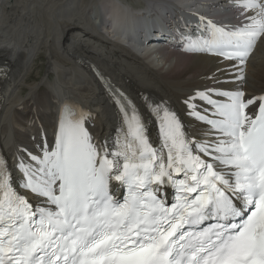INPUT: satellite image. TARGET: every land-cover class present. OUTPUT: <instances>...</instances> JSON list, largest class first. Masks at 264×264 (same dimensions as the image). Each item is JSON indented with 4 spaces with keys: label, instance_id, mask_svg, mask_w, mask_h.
Wrapping results in <instances>:
<instances>
[{
    "label": "snow or ice",
    "instance_id": "obj_1",
    "mask_svg": "<svg viewBox=\"0 0 264 264\" xmlns=\"http://www.w3.org/2000/svg\"><path fill=\"white\" fill-rule=\"evenodd\" d=\"M229 10L181 33L184 51L225 65L182 98L187 123L165 100L145 99V116L97 72L119 113L111 138L57 102L51 143L0 153V264H264V94L244 88L264 0Z\"/></svg>",
    "mask_w": 264,
    "mask_h": 264
},
{
    "label": "bare ground",
    "instance_id": "obj_2",
    "mask_svg": "<svg viewBox=\"0 0 264 264\" xmlns=\"http://www.w3.org/2000/svg\"><path fill=\"white\" fill-rule=\"evenodd\" d=\"M144 1L146 7L137 9L126 0H0V62L10 69L0 97V141L11 163L18 149L33 150L42 136L53 141L57 102L72 101L90 112L87 126L97 139L113 136L120 119L89 70L92 64L122 86L145 116V99L165 100L188 122L182 98L225 65L179 48L152 50L137 38L140 25L151 22L152 8L163 14L171 4L229 20V0ZM42 49L50 56L46 78L29 85ZM244 88L247 94H264V46L247 64ZM147 123L155 139L157 125L151 118Z\"/></svg>",
    "mask_w": 264,
    "mask_h": 264
},
{
    "label": "rangeland",
    "instance_id": "obj_3",
    "mask_svg": "<svg viewBox=\"0 0 264 264\" xmlns=\"http://www.w3.org/2000/svg\"><path fill=\"white\" fill-rule=\"evenodd\" d=\"M126 1H130L132 3L133 8L141 9V8L146 7V3L144 0H134L135 2L133 0H126ZM46 7L47 6H45V8ZM46 11L47 10H45V14H48ZM225 16H227V14H225ZM46 50L47 49L41 50L40 54H42V57H40V55H39V57H37L36 62H35V67H34L35 69L32 71L33 74L30 75V77L28 78V80L25 83H27L29 85L35 84V83L42 82L41 80L46 78V73L48 70V62L50 61V56L48 55L49 53ZM55 76H52L51 80H54Z\"/></svg>",
    "mask_w": 264,
    "mask_h": 264
}]
</instances>
